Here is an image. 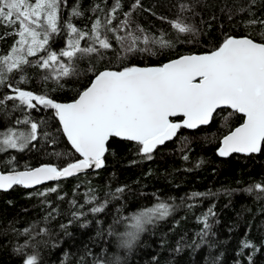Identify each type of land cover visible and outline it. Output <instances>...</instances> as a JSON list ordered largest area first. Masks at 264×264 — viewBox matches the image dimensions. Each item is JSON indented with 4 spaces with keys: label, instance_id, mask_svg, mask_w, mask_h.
Instances as JSON below:
<instances>
[{
    "label": "trees",
    "instance_id": "1",
    "mask_svg": "<svg viewBox=\"0 0 264 264\" xmlns=\"http://www.w3.org/2000/svg\"><path fill=\"white\" fill-rule=\"evenodd\" d=\"M14 4L0 0L3 172L79 159L56 105L104 70L161 67L230 37L264 43V0H50L29 19ZM23 22L45 43L8 66ZM242 120L223 110L196 131L172 120L177 135L151 152L112 137L99 172L0 192V264H264V144L217 155Z\"/></svg>",
    "mask_w": 264,
    "mask_h": 264
},
{
    "label": "water",
    "instance_id": "2",
    "mask_svg": "<svg viewBox=\"0 0 264 264\" xmlns=\"http://www.w3.org/2000/svg\"><path fill=\"white\" fill-rule=\"evenodd\" d=\"M56 108L79 159L62 169L41 165L3 172L0 166V192L99 172L112 137L151 152L177 135L179 125L172 120L196 131L223 110L236 112L243 122L222 138L217 155H257L264 144V43L230 37L215 51L182 55L161 67L104 70L75 101Z\"/></svg>",
    "mask_w": 264,
    "mask_h": 264
},
{
    "label": "rangeland",
    "instance_id": "3",
    "mask_svg": "<svg viewBox=\"0 0 264 264\" xmlns=\"http://www.w3.org/2000/svg\"><path fill=\"white\" fill-rule=\"evenodd\" d=\"M29 2V3H28ZM50 0H15L14 6H18L22 9L23 17L30 18V14L35 15L37 18L41 16V11H44L48 7ZM5 9V8H4ZM2 10V16L8 21L12 17L11 6L9 5L7 9ZM54 11L47 14V18H52ZM22 24V34L19 41V45L12 51L8 58L5 60L7 65H17L25 59L24 55H34L39 50H41L42 45H44L45 40H41L34 34V32L29 29L25 22ZM20 95V94H18Z\"/></svg>",
    "mask_w": 264,
    "mask_h": 264
},
{
    "label": "flooded vegetation",
    "instance_id": "4",
    "mask_svg": "<svg viewBox=\"0 0 264 264\" xmlns=\"http://www.w3.org/2000/svg\"><path fill=\"white\" fill-rule=\"evenodd\" d=\"M243 118V117H242ZM242 122H243V120H242Z\"/></svg>",
    "mask_w": 264,
    "mask_h": 264
}]
</instances>
